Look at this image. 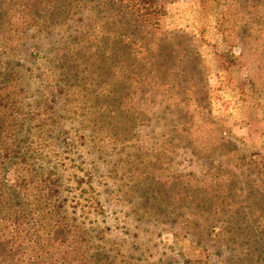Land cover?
I'll use <instances>...</instances> for the list:
<instances>
[{
  "label": "rangeland",
  "instance_id": "obj_1",
  "mask_svg": "<svg viewBox=\"0 0 264 264\" xmlns=\"http://www.w3.org/2000/svg\"><path fill=\"white\" fill-rule=\"evenodd\" d=\"M32 256L264 264V0H0V264Z\"/></svg>",
  "mask_w": 264,
  "mask_h": 264
},
{
  "label": "trees",
  "instance_id": "obj_2",
  "mask_svg": "<svg viewBox=\"0 0 264 264\" xmlns=\"http://www.w3.org/2000/svg\"><path fill=\"white\" fill-rule=\"evenodd\" d=\"M119 1L126 2L127 6L135 10L136 14L139 15V17H142L147 22H153L157 18V14L160 11V9L163 7V5L173 0H119ZM16 224L18 225V222H16ZM14 228H16L15 224H14ZM17 245L19 244L17 243ZM10 248H14V247L10 246ZM44 255L47 256L49 259H52L50 253L44 252ZM27 264H42V259L32 256L30 262H28Z\"/></svg>",
  "mask_w": 264,
  "mask_h": 264
}]
</instances>
